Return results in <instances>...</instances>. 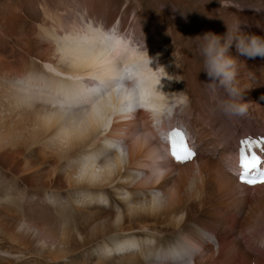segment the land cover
<instances>
[{"label":"bare ground","instance_id":"bare-ground-1","mask_svg":"<svg viewBox=\"0 0 264 264\" xmlns=\"http://www.w3.org/2000/svg\"><path fill=\"white\" fill-rule=\"evenodd\" d=\"M59 25L63 28L62 34L45 28L50 43H56L54 51L59 53L58 60L48 58L40 63L30 62V71L24 75L22 72L19 74L20 70L7 72L10 77L6 78L0 90V150L3 148L0 158L10 162L14 152H25V156L27 154L30 158L34 157L35 162L37 160L39 169L36 183L30 184L40 187V190L57 188L67 194L66 205L64 198L54 200L58 204L55 219L57 223L61 222L59 246L65 248L67 244L78 243L81 240L77 239L78 232L85 234L82 244L101 239V246L105 248L106 245L112 251L109 255L99 253L103 256L99 255L97 264H134L135 261L141 264L142 255H149L152 251L157 253L155 251L162 245L164 251H171L170 262L181 260L179 264H182L195 258L199 251L186 245L180 233L196 237L193 244L202 239L193 231L194 226L186 219L185 210L187 201L193 196V202L199 199L204 207V184L195 185L191 188L193 191L183 193V185L177 183L171 192L173 196L167 202L163 200V189L172 174L166 166L169 163L177 167L185 164L172 160L163 137L167 133V140L169 135L167 123L169 126H185L189 131L192 149L197 153L191 163H199V173H202L201 168L207 164L200 162L204 151L197 144L199 140L194 141L192 123L185 121L186 116L200 109L201 122L208 118L212 127L223 117H217L218 112L213 111L214 102L206 99L201 103L198 99L203 89L199 78L202 63L198 64L194 57H190L195 50L182 48L185 54L180 56L182 71L192 77V85L187 87L188 84L177 77L176 67L170 66L171 57L168 56L171 55V48L165 51L166 42L164 45L155 42L152 48H142L139 42H131L128 35L117 32L114 26L105 29L102 24L93 21L78 27ZM156 45L159 49H155ZM147 51L150 57L163 59L158 64L163 65L173 79L162 80L163 90L170 92L166 94V100L153 92L154 77L158 75L156 60L150 67H141L147 59ZM180 108L184 116L177 115ZM173 111V118L165 121ZM208 123L206 126L202 123L203 127L199 128L203 129L198 134L206 130ZM226 130L223 134L229 133V129ZM232 144V141L225 143L229 148ZM123 145H127L126 151ZM259 154L264 167V150ZM45 167H52L54 174L50 172L47 175ZM235 171L237 174L233 171L221 172L224 179L219 180L216 191L225 196L243 186L239 180L242 171L240 162ZM142 173L145 175L134 182ZM12 176L6 182L0 181V189L7 194H16V189L20 187L18 176ZM179 176L182 175L179 173ZM33 178L30 181H34ZM111 193L123 196V202H114ZM12 196L7 195L2 202H7L10 212L13 211L11 205L18 200L17 196ZM38 196L41 198L42 194ZM75 196L82 198V208L76 205L72 209V198ZM136 196L141 200L132 199ZM60 200L63 204H59ZM211 200L216 201L215 198ZM103 202L98 209L96 205L100 206ZM193 202L191 209L198 207ZM114 209L120 212H112ZM161 222H165L169 230L176 227L179 233L171 229L170 235L150 236L151 225ZM106 239L109 241H104ZM152 240L155 241L153 244ZM111 254L119 256L118 260H112ZM124 254L126 257L120 256Z\"/></svg>","mask_w":264,"mask_h":264},{"label":"rangeland","instance_id":"rangeland-1","mask_svg":"<svg viewBox=\"0 0 264 264\" xmlns=\"http://www.w3.org/2000/svg\"><path fill=\"white\" fill-rule=\"evenodd\" d=\"M252 8H264L263 0H0V90L2 84L7 81L6 78L10 77L7 72L20 70L19 74L22 72L24 75L30 68V62L40 63L39 61L48 58L59 59V53L54 51L56 43H50V36L46 35L48 33L45 28L62 34L60 23L78 27L86 26L89 21L100 23L105 29L114 26L117 32L123 36L128 35L131 42H139L142 48H152L155 42L163 45L166 42L165 51L171 48V55L168 56L171 57L170 66L176 67L177 77L189 87L192 85V77L182 71L180 56L185 54L182 48H193V56L189 55L201 64L199 36L207 32L223 36L227 32V25L234 28L235 24L240 22V30L243 33L264 36V11L257 12ZM155 49L159 47L156 45ZM228 54L238 62L237 79L241 89H244L242 99L249 104L247 113L232 120L220 117L214 127L209 124L211 121L208 118L201 122L200 109L192 112L193 114H187L185 121L192 123L194 141L199 140L197 144L204 151V160L200 162H207L204 168L201 166V172L203 173L205 168L206 170L203 174L199 173V163H191L195 158L183 162L185 164L181 163V167L170 163L166 166L168 171L172 170L171 178L163 189V200L166 202L171 198L177 183L183 185V193L187 190L193 191L191 188L195 185L198 187L204 184V207L199 203V199L195 200L198 202H193V196L187 201L185 210L186 219L194 226L193 231L201 235L202 239L193 244V238L196 237L180 233V239L189 247L198 250L199 255L182 264H264V186L248 185L240 181L243 186L233 190L230 195L224 196L222 192L216 191L219 180L224 179L221 172L237 171L235 169L239 166L238 155L241 147L237 143L240 144L244 139L259 140L264 137V58L258 56L249 59L241 55L235 42L229 47ZM155 60L159 63L163 59ZM202 67L203 63L201 69ZM203 72L201 71L202 77H199L202 81V95L198 96V99L200 98L201 103L206 99L216 103L220 94L212 91L205 83L209 78ZM181 110L182 108L177 111L178 114L176 112L178 116H184ZM174 111L166 116L165 121L173 118ZM219 115L217 113V117ZM202 123L205 126L208 123V126L204 132L198 134L203 129L199 128L203 127ZM173 126L167 123V131ZM226 129H229V133L223 134ZM166 136L167 133L163 135L165 143ZM226 141H232L230 148L225 145ZM237 147L238 153L235 154ZM122 148L127 149V145ZM258 148L253 145V149L260 153L262 149ZM0 151H3V148ZM13 155L14 158L10 162L0 158V171L4 177L0 175V181L6 182L12 175H16L20 182L16 194H7L5 190L0 189V264H95L99 255L103 256L99 253L109 255L112 251L106 245L105 248L101 246V239L82 244L84 233H76L77 239H81L78 243L67 244V248L59 246L61 238L58 230L61 222L57 223L55 219L58 215V204L54 200L58 197L64 198L66 205L67 194L57 188L40 190V187L30 184L36 183L35 178L39 176L37 160L35 162L34 157L30 158L27 154L25 156V152H14ZM44 171L47 175L50 172L54 174L52 167H45ZM179 173L182 176H179ZM143 175L145 173L136 177L134 182L140 180ZM31 178L34 181H30ZM39 194H42L41 198ZM7 195L13 198L17 196L18 199L11 205L12 212L8 211L6 201L2 203ZM111 198H115L114 202H123L121 195L114 193ZM132 199L141 200V197ZM72 202V209L76 205L82 208V198L75 196ZM192 202L198 207L191 209ZM60 203L63 204L62 201ZM103 204L104 202L96 206L101 209ZM86 209L82 210L87 211ZM111 211L120 212L115 209ZM161 223L151 225L150 236H167L177 229L171 227L172 230H169L165 222ZM178 233L176 230V234ZM154 242L152 240V244ZM163 247L164 245L159 246L158 251L154 250L157 253L152 251L149 255H142L141 264H179L181 260L169 261L172 257L171 251L166 252ZM120 256L126 257V254ZM118 257L111 254L112 260H118ZM134 264H137V261Z\"/></svg>","mask_w":264,"mask_h":264},{"label":"clouds","instance_id":"clouds-1","mask_svg":"<svg viewBox=\"0 0 264 264\" xmlns=\"http://www.w3.org/2000/svg\"><path fill=\"white\" fill-rule=\"evenodd\" d=\"M176 10L177 8H173ZM257 12L264 11V8H252ZM200 37L199 53L202 57V71L209 78V88L218 92L219 98L213 106V111L218 112L228 120L243 117L247 111L249 104L242 99V92L239 85L238 62L228 54L229 47L235 42L236 48L241 55L249 59L256 57L264 58V36L256 34H246L240 30V22H237L234 28H229L222 36L212 32H207ZM147 59L142 62L141 67L150 65L156 59L150 57L146 52ZM152 68V67H151ZM158 75L154 77L153 92L162 99H167L166 92L162 87L163 78L173 80L163 65L157 63L156 69Z\"/></svg>","mask_w":264,"mask_h":264},{"label":"snow or ice","instance_id":"snow-or-ice-1","mask_svg":"<svg viewBox=\"0 0 264 264\" xmlns=\"http://www.w3.org/2000/svg\"><path fill=\"white\" fill-rule=\"evenodd\" d=\"M172 157L178 162H187L196 153L188 145L185 134L176 128L168 135ZM239 162L242 172L239 179L248 185L264 184V168H261L262 156L253 149V145L264 150V137L259 140L244 139L240 141Z\"/></svg>","mask_w":264,"mask_h":264}]
</instances>
